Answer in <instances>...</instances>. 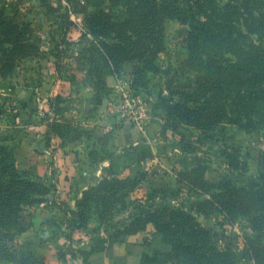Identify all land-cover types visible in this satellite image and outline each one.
<instances>
[{
  "label": "trees",
  "instance_id": "16d2710c",
  "mask_svg": "<svg viewBox=\"0 0 264 264\" xmlns=\"http://www.w3.org/2000/svg\"><path fill=\"white\" fill-rule=\"evenodd\" d=\"M40 1L52 8L48 0ZM190 1L106 0L107 8L101 7L99 0L73 1L74 9L71 12L75 14L86 12L89 6L95 8V12L86 17L89 33L94 38L78 57V64L86 69V78L90 79L95 89V105L101 104L111 92L107 76L120 74L125 63L136 62L131 87L144 85L147 71L159 70L156 63L166 47L167 21L178 19L189 23L191 28L187 37L186 65L196 70L199 77L192 89L176 92L180 100H174L172 104L164 101L163 132L168 128L178 132L181 126H185L205 133L215 130L225 121L239 123L240 119L247 118L251 123L257 122L253 116L257 117L258 123H264V51L248 41L245 46L239 43L238 49L227 48L226 44L222 53L209 52L207 45L211 39L207 37L208 24L195 16L189 7ZM71 12L61 15V44L66 48L58 51L66 54L72 45L69 32L76 24L71 19ZM260 34L264 38L262 30ZM31 40L32 33L28 26H19L0 13V71L15 66L17 57L37 51ZM225 53L233 54L239 60H230L226 65L213 61L215 57L228 59ZM204 56L209 60H205ZM63 68L64 65L57 60L55 69L60 79H64ZM64 96L61 92L49 99V108L54 115L58 114L56 109ZM245 111H250L251 115ZM45 120L47 129L44 139L47 146L52 135L59 136L65 144L88 134L84 127L66 116ZM112 138L111 131L98 136V145L90 151L93 162L98 163L113 156L110 146ZM182 149L185 152L196 151V147L188 148L185 143ZM205 168L203 164H197L175 169L176 185L173 187L148 186V174L143 170H139L135 176L103 177L90 186L88 197L76 208L68 202L58 204L64 214L67 246L84 240L86 234L83 231L94 230L93 221L99 228L102 227L117 213L128 208V199L132 195L141 194L146 195L147 201L155 203L161 200L164 204L141 212L124 228L112 232L109 244H97L83 250V264H160L163 259H176L185 264H235L231 251L220 249L212 239L211 230L203 226L192 212L171 204L186 190L188 195L208 196L202 201L203 204L221 212L231 223L239 218H247L258 238L251 235L245 238L246 255L255 264H264V180H252L241 186L226 178L216 183L206 177ZM45 187L21 168L14 149L0 143L1 229L18 234L25 232L27 226L23 212L26 206L41 203V197L50 193L49 187ZM200 207L198 210L205 211ZM149 224H153L150 234L137 241L129 239L139 232H147ZM116 244L125 245V254L116 252ZM36 256L33 251L21 253L10 244L0 242V261L48 264L46 257Z\"/></svg>",
  "mask_w": 264,
  "mask_h": 264
},
{
  "label": "rangeland",
  "instance_id": "374dc122",
  "mask_svg": "<svg viewBox=\"0 0 264 264\" xmlns=\"http://www.w3.org/2000/svg\"><path fill=\"white\" fill-rule=\"evenodd\" d=\"M48 1L52 8L40 0H0V13H4L7 18L19 26H28L32 33L31 42L37 47V51L31 52L32 54L17 57L15 66L12 68L9 66L0 71V143L3 144H7L5 143L6 139L14 135L13 131L16 129V125H19V121L23 122L25 127L33 124L29 119L30 111L42 119L56 116L61 119L66 116L75 120L76 123H81V121H77L78 117L67 115L74 114L72 110H75L78 105H83V102L72 94L65 95L60 100L56 109L57 115H54V112L48 107L49 99L59 93L61 94L64 90L55 69L57 60H60L64 65L62 74L67 83L63 82V87L67 89L70 85L76 91L79 88L92 85L90 79L86 78V69L78 64V57H80L79 53L89 45V41L94 38L89 33L86 17L95 12V8L89 6L86 12L75 14L71 12L74 9V0ZM99 1L102 2L101 7H108L106 0ZM189 7L192 8L195 16L208 24L207 37L211 39L207 45L209 52L213 54L215 52L222 53L223 45L226 44L227 48L238 49L239 43L245 46L248 41L253 42L259 50L264 51V38L260 34L261 30L264 32V27L261 29V26L264 25V0H191ZM69 12H71V19L76 24L69 32V40L72 41V45L66 50V54L58 50H65L66 48L64 44H61L63 28L61 15ZM190 30L189 23H183L178 19H169L166 28V47L160 53L156 63L159 70L157 72L147 71L144 85L131 87L132 76L126 79V83H123V86L127 85L131 88L130 93L135 98L132 105L134 108H140L139 110L143 113V118L140 120L142 124L153 117L155 122L160 123L159 139H156L154 143L159 150L158 158H166V160L163 165L160 164L157 168H152V171L156 174L159 171L179 169L181 168L179 166L203 164L206 167V177L216 183L224 178L231 180L238 186L248 184L252 180L263 181L264 123H258L255 116H253V120L257 122L251 123L247 118L240 119L239 123L225 121L215 130L205 133L185 126H181L178 132H174L171 128L163 132L165 122L164 101L172 104L174 100H180V96L176 92L190 87L192 89L198 82L199 73L186 65L188 58L186 45ZM224 56L229 60H221L215 57L213 61H220L221 64L226 65L230 60H239L233 54L225 53ZM203 58L209 60L206 56ZM125 67L117 76L124 78L125 72H130L131 65L125 63ZM41 75L45 76L44 79L48 80L49 83L45 94L51 89L53 92L51 97L46 95V101L41 95L43 94L42 90L39 88L41 84L38 81V76L42 77ZM28 86L31 91L29 96L25 94V88ZM121 92L116 89L113 92L111 100L114 105L126 102L127 95ZM21 93L24 95L19 97ZM262 95L264 96V90ZM20 101H22V105ZM45 104L46 106L48 104L47 108L43 107ZM245 112L250 114V111ZM112 114L117 115L113 112ZM120 119L129 123H136L132 119L129 121L127 118ZM29 133L25 131L26 135ZM183 143L188 148L196 147V151L185 152L182 149ZM8 146L14 149L10 145ZM24 170L29 172L27 169ZM29 174L47 188L49 187L50 193L41 197L42 202L52 198L53 202H59L54 199L53 188L47 179L37 178L30 172ZM151 184L154 183L148 179L147 185L151 186ZM206 198L208 196L188 195L185 190L184 194L171 201V204L175 203L177 207L192 212L203 226L211 230L212 239L217 246L220 249L231 251L235 264H255L254 260L246 255L245 249V238L248 235L258 238V235L251 228L249 220L239 218L235 222H229L221 212L208 204H203L202 201ZM128 201V208L117 213L105 225L99 228L93 221L92 228L94 230L83 231V234L90 236L93 241L92 247L97 244L102 246L109 244V237L112 232L118 228H124L141 212H147L151 208H159L164 204L161 200H156L155 203L147 201L146 195L142 196L141 194L132 195ZM35 206H26L23 212V220L27 226L26 231L18 234L0 228V242L10 244L18 252L33 251L37 254L36 257H45L42 242L46 237L52 236V231L50 235L42 236L43 231L50 232V224L43 225L42 223L38 226L31 223V218L35 215L33 209ZM199 206L205 211L198 210ZM53 226H55L53 229L54 238L55 234L61 232L64 238L66 237V228H63L61 218ZM152 230L153 224H149L148 231L140 233L139 238L142 239V236L150 234ZM30 234H37L38 242L30 243L27 239ZM262 241L264 243V238ZM83 250H85L83 245H71L69 247L64 241L58 250V258L59 256L64 258H59V261L63 264H83L81 254ZM60 253L61 255H59ZM0 264L15 263L9 260H1ZM160 264L185 263L176 259H163Z\"/></svg>",
  "mask_w": 264,
  "mask_h": 264
},
{
  "label": "crops",
  "instance_id": "0c3cea01",
  "mask_svg": "<svg viewBox=\"0 0 264 264\" xmlns=\"http://www.w3.org/2000/svg\"><path fill=\"white\" fill-rule=\"evenodd\" d=\"M126 64L131 65V69L130 72H125L124 78L117 75L107 76L106 81L107 85L111 87V92L97 106L93 101L96 92L92 85L74 91L70 85L67 89L63 87V82L67 83L66 78L60 79L62 89H64L62 94H72L83 102L82 106L78 105L75 110H72L74 114H67L78 117L77 121H81L78 123L88 131V134L83 135L81 139L63 144L59 136L52 135L50 145L47 146L44 139L47 129L45 118H39L37 114H32L31 111L29 112V119L33 124L25 127L23 122L19 121L15 132L13 131L14 135L6 137L5 143L15 149V156L20 166L37 178L47 179L53 188L54 199L59 201L58 203L53 202L52 198L39 203L33 208L35 215L31 218L33 225L40 226L43 223V225L50 224L51 226L50 232L43 231L42 233V236H48L52 231V236L46 237L42 242L43 254L48 264H63L59 261L58 250L65 238L62 232L55 234L54 238L53 230L55 229L53 224H56L60 218L65 229L64 214L58 206L60 202H68L73 208H76L88 197L89 188L93 183L98 182L103 177L135 176L139 170L146 171L148 179H151L157 186L173 187L176 185L175 168L170 171H159L156 174L152 171L158 165H163L166 160V158H158L159 150L154 143L156 139H159L160 123L155 122L154 117L145 124L129 123L112 114L111 97L113 92L132 76L136 62H127ZM44 78L45 76H38V81L41 84L39 88L43 93L41 95L46 101V95L51 97L53 92L51 89L45 94L49 83ZM25 92L29 96V92H31L29 86L25 88ZM22 95L24 94L21 93L19 97ZM20 103L22 105V101ZM43 107L47 108L48 104L47 106L46 104L43 105ZM25 131L30 133L26 135ZM107 131L113 133L110 146L114 154L111 158L95 163L90 157V151L98 145V136ZM39 143H43L46 147L41 148ZM140 233L142 232L129 237V239L141 240L139 238ZM27 239L30 243L38 242V235L30 234ZM92 244L93 241L90 236L73 243L74 246L83 245L85 249H89L88 247H91ZM115 250L118 254H125V245L116 244Z\"/></svg>",
  "mask_w": 264,
  "mask_h": 264
},
{
  "label": "built area",
  "instance_id": "2783aa9c",
  "mask_svg": "<svg viewBox=\"0 0 264 264\" xmlns=\"http://www.w3.org/2000/svg\"><path fill=\"white\" fill-rule=\"evenodd\" d=\"M118 91H122L121 93H124L125 95H127L126 102L120 105H114V103L111 104V109L113 113H117V115L120 118H127V120L129 121L130 119H132L134 122L138 123V124H142V122L140 121L143 118V113L142 111H140V108H134V106L132 105V101H135L134 96L130 93V87L126 86H119L117 87ZM119 109V110H118ZM142 109V108H141Z\"/></svg>",
  "mask_w": 264,
  "mask_h": 264
},
{
  "label": "water",
  "instance_id": "95a60500",
  "mask_svg": "<svg viewBox=\"0 0 264 264\" xmlns=\"http://www.w3.org/2000/svg\"><path fill=\"white\" fill-rule=\"evenodd\" d=\"M39 146L43 149L46 147L43 143H39Z\"/></svg>",
  "mask_w": 264,
  "mask_h": 264
}]
</instances>
